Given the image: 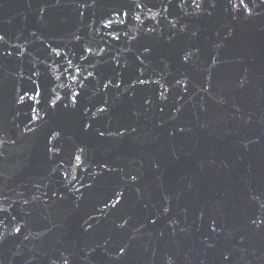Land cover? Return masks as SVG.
Masks as SVG:
<instances>
[{
    "label": "water",
    "instance_id": "water-1",
    "mask_svg": "<svg viewBox=\"0 0 264 264\" xmlns=\"http://www.w3.org/2000/svg\"><path fill=\"white\" fill-rule=\"evenodd\" d=\"M153 4L156 12L159 0H149V6ZM111 7V0H99L81 17L72 0L60 5L55 0H0V33L8 41L4 47L12 51L11 57L0 60V136L6 141L0 148V192L9 197L8 203L14 202L13 214L27 225L24 235H9L0 244V262L61 264V255L71 253L69 264H111L112 250L124 243L130 250L125 264H168L169 258L173 264H227L221 252L230 254L231 264H264V225L257 229L249 222L250 217L260 218L264 212L258 201L250 199L251 194L264 191V16L233 20L220 7L211 17H197L171 8L179 20L176 29L162 23L155 34L142 36L131 52L121 54L114 46L125 81L140 74L136 57L144 45L150 46L153 51L144 62V76L159 79L169 97L162 101L155 83L137 84L134 95L132 90L122 95V89H113L105 97L113 111L98 126H110L113 131L120 125L137 129L124 138L108 137L102 145H93L95 160H107L125 173L139 171L141 175L140 192L129 188V226L123 231L115 228L113 222L121 221L114 214L100 217L95 231L85 233L82 228L89 213L99 217L94 209L100 207L99 200L120 180L121 173L106 175L86 192L79 208L76 197L67 192L64 200L54 197L50 208L43 207L47 197L42 193L61 185L59 177L50 174L55 164L45 154L46 129L36 135L23 133L28 109L14 103L15 92L32 86L27 76L36 67L42 73L41 87H56L63 96L67 89L57 87L55 80L59 72L46 70V63L62 71L67 51L73 64L87 65V60L80 59L81 47L91 39L90 34L97 37L92 43L98 42L92 22L99 28L100 17ZM184 25L187 28L181 32ZM73 33L85 39L78 42ZM49 44L59 46L60 58ZM13 45L21 46L18 51L27 49L23 58L13 51ZM189 51L193 55L184 63L182 56ZM94 71L101 78L114 76L111 56L103 57ZM176 78L190 81V91L185 93L175 85ZM98 82L84 81L82 95L90 104L100 100ZM145 98L152 104H146ZM158 105L164 106L163 113ZM55 122L67 133L66 151L61 153L67 159L73 142L84 138L69 114L58 112ZM157 162L159 168L153 166ZM93 170L99 171L95 164L89 172ZM76 174L85 183L91 182L89 173L77 170ZM33 195L41 196V202L22 204L23 198L31 200ZM169 201L171 211L161 216L159 209ZM157 216L156 225L148 222V217ZM213 220L218 225L216 234L209 231ZM104 240H108L109 251L98 248L95 259L89 258L87 252ZM213 242L215 248L206 247Z\"/></svg>",
    "mask_w": 264,
    "mask_h": 264
},
{
    "label": "snow or ice",
    "instance_id": "snow-or-ice-1",
    "mask_svg": "<svg viewBox=\"0 0 264 264\" xmlns=\"http://www.w3.org/2000/svg\"><path fill=\"white\" fill-rule=\"evenodd\" d=\"M63 0H55L56 5H60ZM73 3L77 5L76 11L79 16L84 17L85 11L88 9H93L97 6L99 0H72ZM113 7H111L106 14L99 19V28H95L94 25L96 21L93 20L92 32L99 36V40L96 43L92 41L96 40V35H91V39L87 40L81 47L80 59L87 60L88 64L83 66L80 64H73V60L69 57V53L65 51L63 53V58L66 60V66L63 67L61 71L59 68L52 69L51 65L46 62V70L59 72V75L55 76V80L58 82L57 87L66 88L67 91L63 96H61L56 87L44 86L41 87L39 79L42 73L38 68L33 67L29 69V75L27 80L31 82V87L18 89L15 92L14 103L16 105H24L27 107L28 111L25 113L26 122L24 123L23 133L36 135L38 131L45 130L44 133V149L45 154L49 161L54 162L55 166L51 169V175L58 176V183L61 185L60 188H53L49 191L42 193L43 197H47L43 200V207L50 208L52 206L49 201L55 203L54 197H58L59 200H64L65 192L71 193L76 197V207H80L79 201L85 198L86 192H91L98 182L104 180L105 176L112 173H121L119 181L112 183L107 194L104 198L99 200L100 207L94 210L99 212V217L93 216L91 213L88 214V218L84 220L82 228L85 233L95 231L96 226L100 223V217L107 219L111 215H118L119 223L113 222L115 228L123 231L129 226L131 216H127L126 212L129 207V188L131 187L136 193L140 192L139 183L141 180V175L139 171H129L124 172L123 168L113 167L107 160L97 161L94 159V144L102 145L103 142L108 137H118L124 138L129 135L130 132H136L137 129L130 125H120L114 131L111 127L98 126L101 121L108 117L112 111L113 106L109 99L105 98L107 94L115 90H123L121 94L128 93L132 90V94H135V88L137 84H153L159 86V98L162 101H167L169 99L164 85L160 83L159 79L153 80L151 77L144 76V62L149 58L152 53V48L148 45L143 46V51L139 52L136 59L139 61V72L140 74L135 76L134 80L125 81L122 76V68L119 57L114 55V50L119 49L120 53L123 54L124 50L131 52L134 45L140 41L142 36L148 34H155L157 31V26L166 22L171 26V29H176L179 20L173 16L170 11L171 8H177L184 12L188 16H203L207 15L209 17L213 16L215 11L222 7L223 11L227 13L233 20H252L255 17L264 16V0H159V9L153 12V4L149 6V0H111ZM191 7V11H188ZM161 13H164L162 16ZM95 13H93V16ZM169 17H172L169 19ZM41 18H43V10H41ZM155 23H151V22ZM187 28L184 25L180 28L183 32ZM161 34L163 29H160ZM175 33L173 32L169 36V40L173 38ZM196 35V33H193ZM76 41H81L84 36L73 33ZM8 41L4 33H0V60L4 57H11L12 51L7 50L4 45H7ZM115 46V49H114ZM20 45H13V51H18ZM51 49L55 57L60 58L61 52L58 47H53L51 44L47 46ZM24 51H18L19 57L23 58L25 55ZM192 52H186L182 56L184 63H188L192 57ZM105 56H111L114 62V71L116 74L112 77H100L98 73L94 71L97 64L101 62V59ZM143 57V59H141ZM95 60V63H93ZM53 64L57 63V60H53ZM127 62L124 63V68H126ZM3 65L0 64V70H2ZM93 70H89V69ZM83 72V74H82ZM19 76L23 79L24 74L21 71ZM64 77L65 79H61ZM91 78V79H90ZM163 78V77H161ZM98 80L97 95L100 100L95 104H90L85 101V96L82 95V91L85 89L86 85L84 81L92 83V81ZM243 83V82H242ZM175 85L181 86L182 90L187 93L190 91V81L186 82L185 79L176 78ZM207 90V89H203ZM183 99V97H181ZM146 104H152L150 98H145ZM158 111L163 113L165 111L164 106L158 105ZM95 109V110H93ZM63 111L69 114L76 125V129L80 137L84 139L81 142H73L70 151H67V159L61 155L66 151L64 140L67 133L63 127L55 122V117L58 112ZM178 111V110H177ZM43 113V114H41ZM109 120V125H110ZM163 125H161L162 127ZM19 127V125H17ZM130 130V131H129ZM180 132L184 131V128H179ZM173 135L175 133H172ZM71 139V137H68ZM6 141L0 136V148L3 147ZM13 144L16 143L15 140L11 141ZM3 152L0 151V156ZM95 164L99 171L93 170L89 172L92 165ZM159 168V163H154L153 165ZM77 170H82L84 173H89L91 176V182L85 183L83 178L78 176ZM37 188L40 185L36 186ZM47 187V186H45ZM24 197V194H20ZM264 191L259 194H251L250 199L253 201H258L259 206L264 210ZM168 200L167 197H164ZM9 197L0 192V244H2L9 235L15 237H20L24 235L27 225L23 218L17 219V216L13 214L12 210L14 207L13 203H8ZM41 202V196L33 195L31 200L28 198L22 199L23 205H31L33 203ZM171 211V201L168 202L167 206H161L159 213L161 216L168 214ZM159 216L156 218L148 217V222L152 225H156ZM200 219L203 220V213H201ZM249 222L251 225L255 226L257 229L261 225H264V212H262L260 218L250 217ZM217 227L215 220L211 221L209 224V231L212 234L217 233ZM11 228V232H9ZM184 231V229H180ZM176 228L173 226L172 232L175 233ZM223 231V229H221ZM161 236L164 235L162 231ZM24 239H28L25 235ZM206 247L209 249L215 248L216 244L206 243ZM98 248H103L105 252H108V240H104L101 243H97L95 247H92L90 251L87 252L89 258L95 259L93 253L97 251ZM115 255L111 258V264H125L126 259L129 255L128 245L124 243L117 244L112 250ZM61 255V264H69L70 256ZM111 255V254H110ZM223 261L227 264H231L230 254L226 252L220 253ZM2 264V262H0ZM55 264V262H53ZM103 264V262H101ZM168 264H173L171 258H169Z\"/></svg>",
    "mask_w": 264,
    "mask_h": 264
}]
</instances>
